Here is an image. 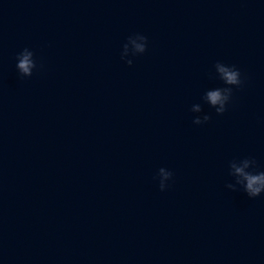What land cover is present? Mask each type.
<instances>
[{"label": "water", "instance_id": "obj_1", "mask_svg": "<svg viewBox=\"0 0 264 264\" xmlns=\"http://www.w3.org/2000/svg\"><path fill=\"white\" fill-rule=\"evenodd\" d=\"M235 167L264 171V0H0V264H264Z\"/></svg>", "mask_w": 264, "mask_h": 264}, {"label": "clouds", "instance_id": "obj_2", "mask_svg": "<svg viewBox=\"0 0 264 264\" xmlns=\"http://www.w3.org/2000/svg\"><path fill=\"white\" fill-rule=\"evenodd\" d=\"M141 39L145 41L144 45H139V50L144 53L146 51L147 37L141 35ZM34 53L24 50V53L18 56L17 68L23 77H30L33 74V69L37 68V64L33 59ZM129 65L132 64L131 61H127ZM218 71L221 73V78L226 85H231L235 87H240L243 83L241 79V73L235 66H228L223 63L217 62L215 64ZM222 92H227V95H222ZM233 88L218 89L210 91L207 93V98L210 103L214 106L220 104L221 107L217 109L218 114H223L226 111L224 104L226 101H230L232 97ZM199 109L197 108V111ZM210 119L208 115H205L203 121L200 118H196L193 122L195 124H201L207 122ZM245 167H247V162H245ZM255 169V168H254ZM161 172L164 169H160ZM235 174L238 177L235 184H228L227 187L236 190V185H240L244 192L248 195L249 198H256L264 193V171H248L246 172L244 168L235 167ZM172 173L168 172L165 176V179H171ZM166 188L163 182L160 183V190L164 191Z\"/></svg>", "mask_w": 264, "mask_h": 264}]
</instances>
